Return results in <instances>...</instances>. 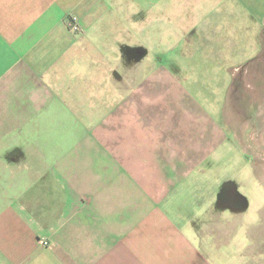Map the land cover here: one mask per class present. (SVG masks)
Wrapping results in <instances>:
<instances>
[{"label":"crops","instance_id":"1","mask_svg":"<svg viewBox=\"0 0 264 264\" xmlns=\"http://www.w3.org/2000/svg\"><path fill=\"white\" fill-rule=\"evenodd\" d=\"M249 4L0 0V264H264L211 173L232 129L184 75L233 68Z\"/></svg>","mask_w":264,"mask_h":264},{"label":"rangeland","instance_id":"2","mask_svg":"<svg viewBox=\"0 0 264 264\" xmlns=\"http://www.w3.org/2000/svg\"><path fill=\"white\" fill-rule=\"evenodd\" d=\"M257 1L250 0L246 25L236 17L231 23L234 45H243L242 53L233 54V68L217 78L212 77L216 70L209 69H184V75L195 77L194 87L203 89L200 96L207 93L216 99L207 101L209 107L220 109L218 117L232 129V147L216 155L211 173L231 179L233 192L250 198L247 219L264 227V1ZM181 56L186 57L185 66L209 60L208 55ZM232 197L237 201L236 194ZM254 250L261 255L258 247Z\"/></svg>","mask_w":264,"mask_h":264},{"label":"built area","instance_id":"3","mask_svg":"<svg viewBox=\"0 0 264 264\" xmlns=\"http://www.w3.org/2000/svg\"><path fill=\"white\" fill-rule=\"evenodd\" d=\"M66 24L68 26V28L74 32L79 30V26L76 22V18L75 17H71L66 21Z\"/></svg>","mask_w":264,"mask_h":264},{"label":"flooded vegetation","instance_id":"4","mask_svg":"<svg viewBox=\"0 0 264 264\" xmlns=\"http://www.w3.org/2000/svg\"><path fill=\"white\" fill-rule=\"evenodd\" d=\"M232 191H233V188H232V186H230V185H227L226 187H224V189H223V192H225V194L227 195V197H229L230 198V194H234V193H232ZM232 196V195H231ZM231 199V198H230ZM232 199H233V197H232ZM233 201H234V199H233Z\"/></svg>","mask_w":264,"mask_h":264}]
</instances>
